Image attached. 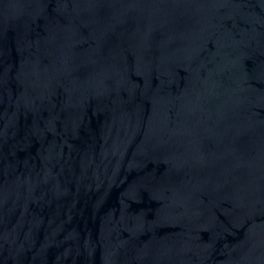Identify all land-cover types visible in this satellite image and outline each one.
Segmentation results:
<instances>
[{
    "label": "water",
    "instance_id": "1",
    "mask_svg": "<svg viewBox=\"0 0 264 264\" xmlns=\"http://www.w3.org/2000/svg\"><path fill=\"white\" fill-rule=\"evenodd\" d=\"M0 264H264V0H0Z\"/></svg>",
    "mask_w": 264,
    "mask_h": 264
}]
</instances>
